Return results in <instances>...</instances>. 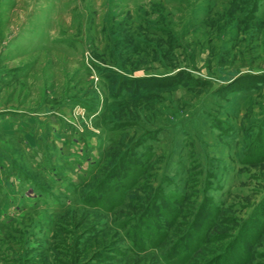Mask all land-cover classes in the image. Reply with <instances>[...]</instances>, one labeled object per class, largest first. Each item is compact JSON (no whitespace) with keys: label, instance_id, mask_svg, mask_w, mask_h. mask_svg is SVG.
Masks as SVG:
<instances>
[{"label":"rangeland","instance_id":"rangeland-1","mask_svg":"<svg viewBox=\"0 0 264 264\" xmlns=\"http://www.w3.org/2000/svg\"><path fill=\"white\" fill-rule=\"evenodd\" d=\"M244 261L264 0H0V264Z\"/></svg>","mask_w":264,"mask_h":264},{"label":"trees","instance_id":"trees-1","mask_svg":"<svg viewBox=\"0 0 264 264\" xmlns=\"http://www.w3.org/2000/svg\"><path fill=\"white\" fill-rule=\"evenodd\" d=\"M213 213V212H212ZM200 227H202L203 228V226H200ZM258 238H259V236H258V234H254L252 237H249L248 239H249V244L253 241V240H255L256 239V241L258 240ZM240 249H241V251H244L245 249H244V245H242L241 247H240ZM249 253H247V251H246V256H245V261H247L248 260V258H249ZM245 261L244 262H240V263H242V264H244L245 263Z\"/></svg>","mask_w":264,"mask_h":264},{"label":"bare ground","instance_id":"bare-ground-1","mask_svg":"<svg viewBox=\"0 0 264 264\" xmlns=\"http://www.w3.org/2000/svg\"><path fill=\"white\" fill-rule=\"evenodd\" d=\"M31 9V8H30Z\"/></svg>","mask_w":264,"mask_h":264}]
</instances>
